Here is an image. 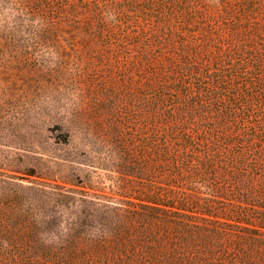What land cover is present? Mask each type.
I'll use <instances>...</instances> for the list:
<instances>
[{
	"label": "trees",
	"instance_id": "obj_1",
	"mask_svg": "<svg viewBox=\"0 0 264 264\" xmlns=\"http://www.w3.org/2000/svg\"><path fill=\"white\" fill-rule=\"evenodd\" d=\"M222 1L117 25L140 129L107 141L100 189L126 199L0 173V264H264V0Z\"/></svg>",
	"mask_w": 264,
	"mask_h": 264
},
{
	"label": "rangeland",
	"instance_id": "obj_2",
	"mask_svg": "<svg viewBox=\"0 0 264 264\" xmlns=\"http://www.w3.org/2000/svg\"><path fill=\"white\" fill-rule=\"evenodd\" d=\"M201 6L217 15L223 1L0 0L3 177L126 199L100 189L113 186L107 141L138 135L140 129L128 94L136 91L137 80L139 86L143 68L134 52L120 53L117 25L125 22L132 30L134 20L145 23L147 12L174 18ZM256 16L264 24V9Z\"/></svg>",
	"mask_w": 264,
	"mask_h": 264
}]
</instances>
